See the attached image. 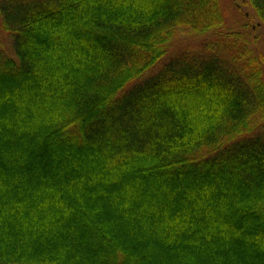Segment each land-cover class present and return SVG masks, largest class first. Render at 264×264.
<instances>
[{"label": "trees", "instance_id": "trees-1", "mask_svg": "<svg viewBox=\"0 0 264 264\" xmlns=\"http://www.w3.org/2000/svg\"><path fill=\"white\" fill-rule=\"evenodd\" d=\"M226 21L0 0V264H264V54ZM185 31L215 37L168 59Z\"/></svg>", "mask_w": 264, "mask_h": 264}, {"label": "rangeland", "instance_id": "rangeland-1", "mask_svg": "<svg viewBox=\"0 0 264 264\" xmlns=\"http://www.w3.org/2000/svg\"><path fill=\"white\" fill-rule=\"evenodd\" d=\"M221 1V7L222 11L226 17V28L225 32H233L237 31L240 33H244L246 29L250 33V37L252 39V44L254 49H256L258 52L264 54V28H259L255 34H251V30H249L246 26L244 27V24L249 21L251 25H257L258 20L254 16V12L243 5L241 0H220ZM237 7L240 9L239 11L237 10ZM243 14V15H242ZM245 14H247V19L244 17ZM249 18V19H248ZM248 36V35H247ZM215 36H207V37H194L190 34V32H180V34L177 36V38L174 40L175 42L173 43L172 50L170 55L168 56L169 58H172V56H176L179 53L183 52H193V53H199L201 52L202 49V44L204 42L209 41L210 39H213ZM257 37L256 40L253 38ZM5 44L7 47H10V44L8 42V39L6 38ZM159 68L157 69L156 67L154 70L149 72L145 77H149L150 75L155 74L158 72ZM144 77V78H145Z\"/></svg>", "mask_w": 264, "mask_h": 264}]
</instances>
